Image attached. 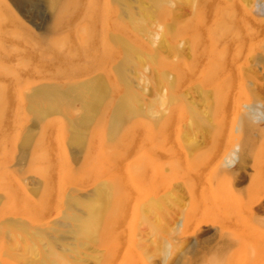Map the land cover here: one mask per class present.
<instances>
[{
  "label": "rangeland",
  "instance_id": "374dc122",
  "mask_svg": "<svg viewBox=\"0 0 264 264\" xmlns=\"http://www.w3.org/2000/svg\"><path fill=\"white\" fill-rule=\"evenodd\" d=\"M33 1L0 0V225L4 228L0 264H36L20 258L21 241L12 247L10 226L42 231L49 237L54 229L60 230L54 239L50 237L54 249L65 252L73 264H131L128 254L147 264H240L241 240L249 246L244 256L255 255L251 248L258 244L253 235L264 234V199L246 216L250 230H242L239 224L204 223L195 237L184 235L173 227L176 212L188 200L187 182L177 187L181 204L171 209L166 231L154 233L147 224L134 223L130 201L133 122L125 121L112 134L109 123L111 103L123 90L118 70L124 52L115 39H125L152 58L129 75L142 96L143 111L135 119L140 148L146 125L158 122L160 126L181 112L179 139L191 159L194 148L201 150L196 154L205 153L216 141V153L225 155L232 145L228 136L233 125L220 138L216 127L209 133L196 132L191 140L182 137L189 121L187 109L214 115L210 88L199 80L198 69L206 66L207 59L199 53L194 58V50L202 52L211 40L236 45L251 39L259 51L258 42L264 39V0H165L163 12L135 27L136 0ZM263 63L255 53L244 74L250 88L264 98ZM95 78L110 85L112 101L88 127L81 144L71 141L68 128L69 119L81 112L78 101L69 111L44 117L31 111L28 98L34 91ZM169 95L175 96V102L167 108L147 111L151 101ZM255 133L263 134L264 127ZM256 134L250 140H256ZM260 176L264 177V168H219L214 174L217 184H232L241 196ZM98 188L110 193L100 235L94 244L73 253L69 251L73 235L60 227L64 214L67 210L85 214L75 200L93 198Z\"/></svg>",
  "mask_w": 264,
  "mask_h": 264
},
{
  "label": "bare ground",
  "instance_id": "6f19581e",
  "mask_svg": "<svg viewBox=\"0 0 264 264\" xmlns=\"http://www.w3.org/2000/svg\"><path fill=\"white\" fill-rule=\"evenodd\" d=\"M25 2L33 4L34 1ZM136 2L139 5V17L132 20L134 27L163 12L166 4L165 0H148L149 5L145 6L140 4L141 0ZM127 5L128 2L125 1V6ZM115 43L124 52L118 70L123 90L118 97L112 101L110 85L103 79L95 78L65 88L54 86L34 91L28 98L31 111L36 117H44L50 113L69 111L72 104L78 101L81 112L68 121L70 139L77 144L84 141L88 127L102 115L111 101L110 134L125 121L132 120L130 201L134 223L140 221L147 224L154 233L166 231L165 221L171 209L181 204L176 194L177 187L190 182L187 186L188 200L181 204V209L176 212L178 218L174 230L194 237L204 223L227 226L239 224L242 230H250L246 216L251 214L254 204L264 199V177L260 176L254 180L248 192L241 196L236 193L232 184H217L214 174L219 168H264V133H255L264 127V98L250 88L251 81L247 80L244 74V67L251 68L252 56H255V53L264 60V39L258 42L259 51L255 50V43L251 39L248 44L236 45L211 40L202 52L194 50V58L199 53L207 59L206 66L198 69L199 80L210 88L214 99V115L209 117L207 113L199 112L196 108L187 109L189 121L182 137L191 140L196 132L209 133L216 127L215 135L220 138L227 133L228 125H233V130L229 132L230 137L228 136L232 145L225 155L219 157L216 153V141L214 148L205 153L196 154L201 150L194 148V159L190 158L179 139L180 128L177 120H181V112L173 114V117L160 126L158 122H154L157 124L154 126L153 122L146 125V138L140 148L138 123L135 119L143 111L142 96L130 83L129 75L152 58L149 59L128 40L116 38ZM260 70L264 77V63ZM160 79L163 80L162 75ZM260 86L264 87V83ZM172 101L175 102L174 95L165 96L151 101L146 109L153 112L157 106L167 108ZM255 134L256 140H250V136ZM211 169H214L213 172H209ZM109 200L110 193L104 188H98L93 198L75 200V205L85 208V214L78 215L71 210L66 211L60 227L73 235L74 244L69 251L77 253L79 248L96 242ZM7 228L15 242L12 247L16 248L17 244L22 242L21 259L28 260L29 263L34 261L36 264H73L65 252L54 249L51 238L54 239L60 230L54 229L50 238L42 231L28 232L21 226ZM3 230L0 225V234ZM253 238L258 248L251 249L256 254L252 257L244 256L245 249L249 246L245 240H241L243 255H240V264H259L264 260V234H254ZM40 241H45L46 244L41 246ZM126 258L131 264H147L138 259L136 254H128Z\"/></svg>",
  "mask_w": 264,
  "mask_h": 264
}]
</instances>
